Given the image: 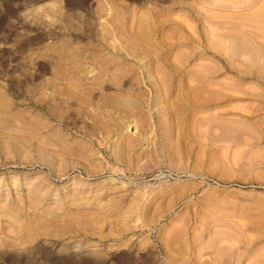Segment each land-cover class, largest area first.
Returning <instances> with one entry per match:
<instances>
[{
  "label": "rangeland",
  "instance_id": "1",
  "mask_svg": "<svg viewBox=\"0 0 264 264\" xmlns=\"http://www.w3.org/2000/svg\"><path fill=\"white\" fill-rule=\"evenodd\" d=\"M0 264H264V0H0Z\"/></svg>",
  "mask_w": 264,
  "mask_h": 264
},
{
  "label": "bare ground",
  "instance_id": "2",
  "mask_svg": "<svg viewBox=\"0 0 264 264\" xmlns=\"http://www.w3.org/2000/svg\"><path fill=\"white\" fill-rule=\"evenodd\" d=\"M258 16V15H257Z\"/></svg>",
  "mask_w": 264,
  "mask_h": 264
}]
</instances>
